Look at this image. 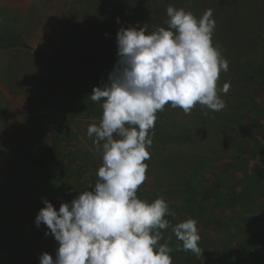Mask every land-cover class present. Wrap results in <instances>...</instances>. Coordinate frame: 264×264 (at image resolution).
<instances>
[{
    "label": "rangeland",
    "instance_id": "rangeland-1",
    "mask_svg": "<svg viewBox=\"0 0 264 264\" xmlns=\"http://www.w3.org/2000/svg\"><path fill=\"white\" fill-rule=\"evenodd\" d=\"M169 5L198 20L212 9L226 107L157 112L137 197L164 198L173 225L197 222L200 256L161 230L172 264H264V0H0V34L19 43L0 47V264L55 258L58 242L35 217L43 199L58 209L98 182L102 156L87 128L103 101L89 96L118 59L116 33L167 28ZM30 115L41 124L29 126Z\"/></svg>",
    "mask_w": 264,
    "mask_h": 264
},
{
    "label": "clouds",
    "instance_id": "clouds-1",
    "mask_svg": "<svg viewBox=\"0 0 264 264\" xmlns=\"http://www.w3.org/2000/svg\"><path fill=\"white\" fill-rule=\"evenodd\" d=\"M166 13L167 28L149 32L146 24L118 29V59L107 82L94 86L89 96L93 102L103 101L99 124L87 128L102 156L99 179L93 190L80 191L58 209L43 199L35 225H46L45 235L51 234L58 247L55 258L43 252L40 264H172L173 249L159 243L160 230L168 228L185 252L202 255L194 219L173 225L165 219L175 214L164 198L148 203L137 197L146 180L149 130L155 127L157 112L166 104L185 114L197 103L216 112L226 107L217 81L229 64L212 42V9L199 20L172 5ZM229 87L225 83L220 91L227 94Z\"/></svg>",
    "mask_w": 264,
    "mask_h": 264
},
{
    "label": "trees",
    "instance_id": "trees-1",
    "mask_svg": "<svg viewBox=\"0 0 264 264\" xmlns=\"http://www.w3.org/2000/svg\"><path fill=\"white\" fill-rule=\"evenodd\" d=\"M19 43H17L16 41L14 40H10V39H7L6 37L2 36L0 34V47L1 48H8V47H14L16 45H18ZM96 73V72H95ZM42 122V118L39 117V116H36V115H30L29 116V119H28V124L29 126L31 127H37L38 125H40ZM50 155V154H49ZM52 156V155H50ZM219 186V185H218ZM238 194V197H235V203L236 204H239V203H242L243 201H245L247 195H243L241 193H236ZM161 231V230H160ZM205 263V262H204Z\"/></svg>",
    "mask_w": 264,
    "mask_h": 264
}]
</instances>
